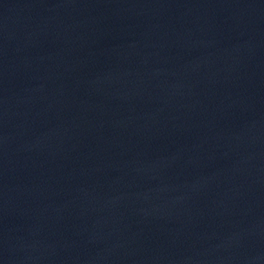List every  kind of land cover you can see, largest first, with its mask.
Here are the masks:
<instances>
[{
  "label": "water",
  "instance_id": "water-1",
  "mask_svg": "<svg viewBox=\"0 0 264 264\" xmlns=\"http://www.w3.org/2000/svg\"><path fill=\"white\" fill-rule=\"evenodd\" d=\"M0 264H264V0H0Z\"/></svg>",
  "mask_w": 264,
  "mask_h": 264
}]
</instances>
